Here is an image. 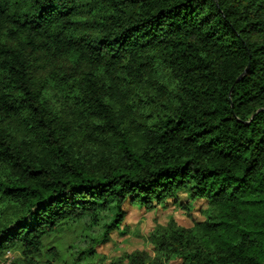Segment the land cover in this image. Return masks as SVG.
Segmentation results:
<instances>
[{
    "label": "trees",
    "instance_id": "obj_1",
    "mask_svg": "<svg viewBox=\"0 0 264 264\" xmlns=\"http://www.w3.org/2000/svg\"><path fill=\"white\" fill-rule=\"evenodd\" d=\"M170 199L203 220L110 264H264V0H0V263Z\"/></svg>",
    "mask_w": 264,
    "mask_h": 264
},
{
    "label": "rangeland",
    "instance_id": "obj_2",
    "mask_svg": "<svg viewBox=\"0 0 264 264\" xmlns=\"http://www.w3.org/2000/svg\"><path fill=\"white\" fill-rule=\"evenodd\" d=\"M178 196L180 202H185L183 194ZM183 205L174 203V200L170 199L165 205L156 206L148 211L125 203L123 206L125 217L120 228L111 232L107 241L96 245L92 256L78 260L79 250L89 245L88 237H98L102 233V225L110 221L114 212L102 213L101 226L91 229L87 227L89 218L85 217L81 223L64 226L61 232L44 240V249L52 245L56 246L57 256L53 258L47 253L41 261L51 260L52 264H110L124 254L136 250L146 251L153 257V248L148 238L157 226H166L172 219L178 226L190 228L194 222L203 220L202 212L207 207L204 201L193 202L190 209ZM18 257L17 252L8 251L0 264H12ZM169 264H180V260L174 259Z\"/></svg>",
    "mask_w": 264,
    "mask_h": 264
},
{
    "label": "water",
    "instance_id": "obj_3",
    "mask_svg": "<svg viewBox=\"0 0 264 264\" xmlns=\"http://www.w3.org/2000/svg\"><path fill=\"white\" fill-rule=\"evenodd\" d=\"M246 70L238 77L237 80H240V78L245 74Z\"/></svg>",
    "mask_w": 264,
    "mask_h": 264
}]
</instances>
